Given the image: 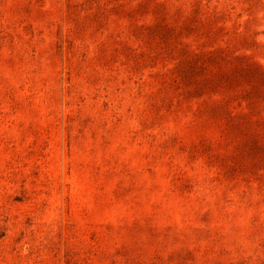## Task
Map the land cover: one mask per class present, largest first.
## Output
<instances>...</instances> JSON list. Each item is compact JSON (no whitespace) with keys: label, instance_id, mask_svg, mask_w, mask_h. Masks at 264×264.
Returning a JSON list of instances; mask_svg holds the SVG:
<instances>
[{"label":"rangeland","instance_id":"obj_1","mask_svg":"<svg viewBox=\"0 0 264 264\" xmlns=\"http://www.w3.org/2000/svg\"><path fill=\"white\" fill-rule=\"evenodd\" d=\"M0 264H264V0H0Z\"/></svg>","mask_w":264,"mask_h":264}]
</instances>
